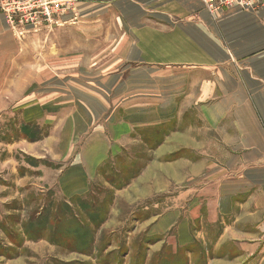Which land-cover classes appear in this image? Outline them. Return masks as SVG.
Wrapping results in <instances>:
<instances>
[{"label":"crops","instance_id":"obj_1","mask_svg":"<svg viewBox=\"0 0 264 264\" xmlns=\"http://www.w3.org/2000/svg\"><path fill=\"white\" fill-rule=\"evenodd\" d=\"M2 1L0 119L48 132L0 142V168L50 158L53 187L74 196L159 127L157 156L177 160L145 174L159 166L160 189L176 190L177 245L200 243L207 264H264V8L70 0L60 27L36 31L9 26Z\"/></svg>","mask_w":264,"mask_h":264},{"label":"rangeland","instance_id":"obj_2","mask_svg":"<svg viewBox=\"0 0 264 264\" xmlns=\"http://www.w3.org/2000/svg\"><path fill=\"white\" fill-rule=\"evenodd\" d=\"M62 14L57 25L44 27H60ZM0 120L1 143L48 132L21 126L17 117ZM158 128L141 131V143L132 152L111 156L89 188L74 196L53 187L56 180L46 172L57 166L52 159L39 162L16 154L18 164L11 173L0 168V264H207L200 243L179 247L175 227L167 228L175 217L166 210L174 213L176 190L166 194L160 189L159 166L145 174L151 163L177 160L176 153L157 156L165 137ZM4 159L2 154L0 163ZM29 165H42L43 171Z\"/></svg>","mask_w":264,"mask_h":264},{"label":"built area","instance_id":"obj_3","mask_svg":"<svg viewBox=\"0 0 264 264\" xmlns=\"http://www.w3.org/2000/svg\"><path fill=\"white\" fill-rule=\"evenodd\" d=\"M205 8L214 15L229 9L239 8L247 13L256 14L264 8V0H199ZM71 5L70 0H3L1 10L8 24L30 27L36 31L46 25H57V19L62 13L60 8Z\"/></svg>","mask_w":264,"mask_h":264}]
</instances>
